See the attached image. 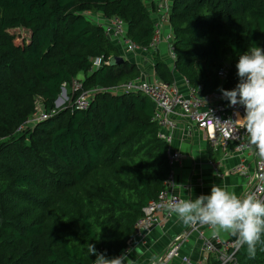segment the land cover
<instances>
[{"label": "trees", "instance_id": "16d2710c", "mask_svg": "<svg viewBox=\"0 0 264 264\" xmlns=\"http://www.w3.org/2000/svg\"><path fill=\"white\" fill-rule=\"evenodd\" d=\"M168 1L173 69L201 93L235 88L239 55L264 48V0ZM153 3L0 0V264H90L91 244L115 257L162 188L167 144L151 101L140 90L109 88L138 67L110 61L119 48L85 15L120 17L125 35L150 50L155 75L171 82L170 67L148 47ZM98 56L108 62L91 66ZM224 62L220 82L215 70ZM73 78L95 88L88 104L55 106L61 83ZM36 99L48 114L28 121ZM232 255L231 264H264V244L255 258L247 245Z\"/></svg>", "mask_w": 264, "mask_h": 264}, {"label": "built area", "instance_id": "2783aa9c", "mask_svg": "<svg viewBox=\"0 0 264 264\" xmlns=\"http://www.w3.org/2000/svg\"><path fill=\"white\" fill-rule=\"evenodd\" d=\"M168 9V0H160L157 3L155 14L152 18L153 32L148 47L156 49L158 42L163 40L167 47L169 58L173 59L174 53L170 44L169 25L166 26L167 31L165 33L163 31V25L166 23L168 24ZM98 19L99 21L97 23L103 27L104 33L110 41L119 48L120 55L124 56L125 54H133L148 49L146 46L139 45L125 35V23L117 15H112L110 17L100 16ZM102 62H108V58L102 60L100 56L94 57L91 66H97ZM227 70V63L216 68L215 72L220 82L225 79ZM182 81L184 89L180 88L174 79L171 82L162 80L157 76L145 79L137 74L117 86L109 87L115 91L121 89L140 90L149 98L153 105L152 118L158 124V134L167 144L166 158L169 166L168 173L163 180L162 188L154 198L147 200L142 207L141 214L133 223V232L131 236L126 239L123 248L116 256L127 252L133 246L134 240L142 242L145 235L153 226H161L163 224L171 214L165 207L169 201L173 199H183L173 190L175 183L172 168L174 164L180 162L182 157V153L179 150L171 149L170 147L171 128L175 124L171 115L176 110L186 118V131L194 127L203 129L211 149L217 151L220 157H227L231 151L239 157L238 163L232 165L230 170L237 171L247 178L248 186L242 196L251 191L255 192L260 199L264 197V157H261L256 147L249 143V138L245 130L238 123H234V121L238 119L236 115L237 112H239L241 117L245 114L244 107L242 105H230L229 100L222 95L221 86L209 92L201 93L199 92V85L190 86L185 78H182ZM69 85L71 88L69 93L65 91L64 87L66 86L64 82L60 85V88L62 87L64 90L59 92L68 100L61 99L58 94V99H54V105L57 106L66 102L72 106L84 108L88 104L95 88L82 87L78 78H73ZM35 109L34 114L28 121L44 118L48 114L41 106L39 109L36 107V101ZM208 163L215 165L213 159H208ZM248 163L251 164L250 173L246 171ZM203 225L211 230L207 236L200 227ZM189 228L195 231L202 252L207 253L217 249L216 258L218 264L232 263V253L238 245L236 243L237 239L232 241H220L217 233L212 230L211 226L206 224H189ZM186 238L187 231H182L173 235L167 243L161 257L157 261H152L150 264H164L175 256H179L183 264H202V260L192 262L187 255L179 254L180 245ZM215 243H219V246L216 247ZM90 264H94V261L90 262Z\"/></svg>", "mask_w": 264, "mask_h": 264}, {"label": "crops", "instance_id": "0c3cea01", "mask_svg": "<svg viewBox=\"0 0 264 264\" xmlns=\"http://www.w3.org/2000/svg\"><path fill=\"white\" fill-rule=\"evenodd\" d=\"M152 1L156 7L160 0ZM147 6L149 8L150 4L147 3ZM155 10L156 8L149 9L151 18L154 17ZM167 25V23L163 25V31L167 29ZM156 51L170 67L173 79L180 88L184 89L182 77L173 69L172 59L167 57V47L163 40L158 42ZM124 57L136 64L138 74L143 78L156 77L152 69V58L149 49L124 55ZM171 118L174 119L175 124L171 128L170 147L182 153L180 162L174 164L172 168L175 183L173 190L184 200L195 199L201 194H209L211 187L216 184L221 187L226 186L229 191H234L238 196H242L248 186L247 178L237 171L230 170L232 165L238 163L239 157L232 151L229 152L227 157H220L217 151L211 149L205 131L199 127L186 131V118L178 110L171 115ZM208 149L211 150V154H209ZM208 159H213L215 165L209 164ZM246 169L248 173L251 172L250 163H248ZM200 227L206 236L211 232L210 228L204 225ZM212 230L217 233L220 241L237 239L229 232L217 231L213 227ZM182 231H187V238L180 245V255H187L192 262L202 260V264H210L213 260H217L218 250L207 253L202 252L195 231L190 229L189 224H185L175 213H171L161 226H153L142 242L134 240L133 246L129 249L130 251H127L129 256L128 264H150L152 261H157L172 236ZM215 246L218 247L219 243H215ZM164 264L183 263L179 256H175Z\"/></svg>", "mask_w": 264, "mask_h": 264}, {"label": "clouds", "instance_id": "9594fccd", "mask_svg": "<svg viewBox=\"0 0 264 264\" xmlns=\"http://www.w3.org/2000/svg\"><path fill=\"white\" fill-rule=\"evenodd\" d=\"M236 68L240 78L236 87L222 88L221 92L230 105L244 107L245 114L241 117L237 112L234 123L245 130L249 143L264 157V48L255 46L240 54ZM165 207L185 224H206L217 231L229 232L237 237L239 246L247 245L250 259L255 258L257 244H264V200L255 192L238 196L226 186L214 184L209 194L195 199H173ZM89 253L96 255L94 264H128L129 261L127 252L107 258L97 253L92 244Z\"/></svg>", "mask_w": 264, "mask_h": 264}, {"label": "rangeland", "instance_id": "374dc122", "mask_svg": "<svg viewBox=\"0 0 264 264\" xmlns=\"http://www.w3.org/2000/svg\"><path fill=\"white\" fill-rule=\"evenodd\" d=\"M85 15H86V17H88V18H90L91 20H93V21H96V22H98L99 21V17H100V15H98V14H92V13H89V12H86L85 13ZM19 31H20V34H24V35H26V32H25V30H23L22 28H19ZM167 31V29H165V31H164V33ZM163 33V34H164ZM126 55V54H125ZM168 58H169V56H167ZM226 62H224V63H222V64H225ZM221 64V65H222ZM65 88V91H67L68 93H69V91H70V85H68V86H66V87H64ZM112 91H113V89L112 88H110ZM66 95H67V93H66ZM59 96H60V98L61 99H63V100H68L67 98L65 99V97L64 96H62V94L61 93H59ZM36 107L39 109L40 108V101L39 100H36Z\"/></svg>", "mask_w": 264, "mask_h": 264}, {"label": "water", "instance_id": "95a60500", "mask_svg": "<svg viewBox=\"0 0 264 264\" xmlns=\"http://www.w3.org/2000/svg\"><path fill=\"white\" fill-rule=\"evenodd\" d=\"M124 59V57L122 56V55H120V54H117V55H113V56H111L110 57V61H115V62H117V61H119V60H123ZM64 89L61 87L60 88V91H63ZM58 99V96L55 98V100H57Z\"/></svg>", "mask_w": 264, "mask_h": 264}]
</instances>
